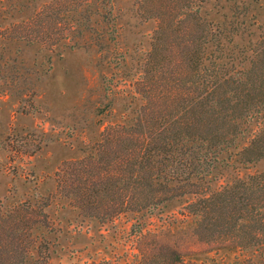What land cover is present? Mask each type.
Returning a JSON list of instances; mask_svg holds the SVG:
<instances>
[{
	"label": "trees",
	"instance_id": "obj_1",
	"mask_svg": "<svg viewBox=\"0 0 264 264\" xmlns=\"http://www.w3.org/2000/svg\"><path fill=\"white\" fill-rule=\"evenodd\" d=\"M224 1H142L157 24L133 86L143 105L133 121L107 126L94 153L63 164L55 192L0 202V264H52L47 212L59 200L100 223L178 203L199 240L264 264V172L210 179L231 150L241 165L264 160V26L255 13L223 14L218 25L201 15L210 3L224 11Z\"/></svg>",
	"mask_w": 264,
	"mask_h": 264
},
{
	"label": "rangeland",
	"instance_id": "obj_2",
	"mask_svg": "<svg viewBox=\"0 0 264 264\" xmlns=\"http://www.w3.org/2000/svg\"><path fill=\"white\" fill-rule=\"evenodd\" d=\"M142 1L0 0V202L5 206L55 192L54 175L63 164L94 153L107 126L133 121L144 103L134 82L157 27L146 21L150 14ZM263 2L227 0L224 11L210 3L201 15L218 25L223 14L233 20L255 13L264 26ZM262 34L264 29L256 37ZM230 153L210 179L223 175L222 184L264 172V160L241 165L237 151ZM57 204L47 212L54 230L45 234L52 242V264H243L247 255L229 244L199 240L194 218H184L178 203L106 223L84 218L67 200Z\"/></svg>",
	"mask_w": 264,
	"mask_h": 264
}]
</instances>
